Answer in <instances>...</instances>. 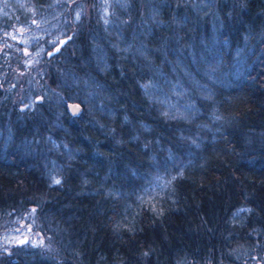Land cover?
<instances>
[{
	"label": "trees",
	"instance_id": "trees-1",
	"mask_svg": "<svg viewBox=\"0 0 264 264\" xmlns=\"http://www.w3.org/2000/svg\"><path fill=\"white\" fill-rule=\"evenodd\" d=\"M4 231L0 264H264V0H0Z\"/></svg>",
	"mask_w": 264,
	"mask_h": 264
},
{
	"label": "rangeland",
	"instance_id": "rangeland-1",
	"mask_svg": "<svg viewBox=\"0 0 264 264\" xmlns=\"http://www.w3.org/2000/svg\"><path fill=\"white\" fill-rule=\"evenodd\" d=\"M49 1H51V0H49ZM54 1H56V0H53V2ZM8 233L9 232H7V231H4L2 233L4 236L1 237V240H0V249H4V248L8 249L9 246H10V243L13 242L14 240H16L13 237H11V235L13 234V232H10L9 234ZM6 251L8 252L9 250H6Z\"/></svg>",
	"mask_w": 264,
	"mask_h": 264
},
{
	"label": "water",
	"instance_id": "water-1",
	"mask_svg": "<svg viewBox=\"0 0 264 264\" xmlns=\"http://www.w3.org/2000/svg\"><path fill=\"white\" fill-rule=\"evenodd\" d=\"M61 41H64V39H62ZM57 48H58V45L55 47V49H57ZM76 106H78V108ZM66 107H67L68 111L73 115L79 114L82 110V105L77 101H68L66 103Z\"/></svg>",
	"mask_w": 264,
	"mask_h": 264
},
{
	"label": "snow or ice",
	"instance_id": "snow-or-ice-1",
	"mask_svg": "<svg viewBox=\"0 0 264 264\" xmlns=\"http://www.w3.org/2000/svg\"><path fill=\"white\" fill-rule=\"evenodd\" d=\"M50 55H51V53H49ZM77 108H78V106H76ZM75 114V113H74ZM55 183H57V184H59L60 183V181L59 180H56V181H54Z\"/></svg>",
	"mask_w": 264,
	"mask_h": 264
}]
</instances>
